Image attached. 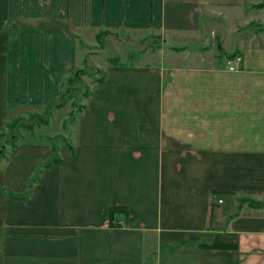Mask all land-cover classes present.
Returning <instances> with one entry per match:
<instances>
[{"label": "crops", "instance_id": "1", "mask_svg": "<svg viewBox=\"0 0 264 264\" xmlns=\"http://www.w3.org/2000/svg\"><path fill=\"white\" fill-rule=\"evenodd\" d=\"M255 3L0 0V131L20 109L58 97L82 67L77 39L159 42L150 70H105L71 144L34 180L15 154L28 163L49 149L10 152L0 188L22 196L0 194V264H264V27L254 29L264 7ZM112 208L126 213L116 226Z\"/></svg>", "mask_w": 264, "mask_h": 264}, {"label": "rangeland", "instance_id": "2", "mask_svg": "<svg viewBox=\"0 0 264 264\" xmlns=\"http://www.w3.org/2000/svg\"><path fill=\"white\" fill-rule=\"evenodd\" d=\"M264 7V0H257L254 4L256 10H260ZM248 17V16H246ZM255 22L254 29L260 31V28L264 27ZM259 28V29H258ZM251 32V31H250ZM249 32V34H250ZM111 35H100L99 41L94 42L91 45H85L84 47L77 48L76 56L78 58L77 66H82L80 70L83 71L81 76L82 86L73 93V102L83 107L74 114V121L69 124L67 114L70 111H74L78 108L70 106L69 102H66L60 109L54 110L51 108L50 114L46 115L43 113L41 108L36 107L33 109H20L17 113L7 119V125L15 124L14 133L20 137L21 142L17 143L16 146L11 150L5 144L3 155L0 158V172L4 169L6 164H9L11 154L17 147L25 149V147H46L49 152L46 156L40 155V152L33 155H29L28 163L26 162L27 154L25 152H18L15 154L18 161L19 171L22 177L26 176L29 171L32 170L29 177L25 179V182L34 180L38 172L34 174V171H40L42 168H46L48 165L54 164V160L60 158L63 155L62 149H65V145L61 138H65L68 144H71L73 140L72 134L75 133V126L79 115L86 109L84 97L85 92L84 86L87 88L89 96L91 88L95 85H101L105 82V70L107 68H121V69H146L150 70L153 66H157L154 55L158 52V40L156 38H150L149 36H142V34H131L125 36L120 32ZM120 34V35H119ZM78 40V39H77ZM76 40L77 47L79 46ZM205 49V45L201 46ZM199 48L194 46L192 43L186 45V49L190 52L194 49ZM152 57V58H151ZM152 59V60H151ZM139 67V68H138ZM141 72L135 73L139 75ZM102 78L100 82L94 81L95 79ZM165 84L166 80H162ZM149 87H151L149 85ZM150 95V94H148ZM152 96V95H151ZM55 101V102H54ZM52 102V101H51ZM55 105L58 103V98L53 100ZM54 104L51 105L53 107ZM36 115V116H35ZM32 116L34 118H32ZM47 120V124H37V121ZM5 124V125H6ZM19 125H24L25 130L20 129ZM5 127V126H4ZM2 131L8 137L6 128ZM20 135V136H19ZM7 139V138H6ZM43 166V167H42ZM7 175V174H6ZM8 185V179L6 180ZM10 189L4 190L0 188V194L5 197L19 198L21 195H12Z\"/></svg>", "mask_w": 264, "mask_h": 264}, {"label": "trees", "instance_id": "3", "mask_svg": "<svg viewBox=\"0 0 264 264\" xmlns=\"http://www.w3.org/2000/svg\"><path fill=\"white\" fill-rule=\"evenodd\" d=\"M104 33L103 32H99V34L95 37V41H99L98 38L100 37V35H103ZM79 47H84V45L82 43H78ZM81 68H77V69H74L71 74L69 75V77L67 78L66 80V83H65V87L63 89V91L58 95V103L55 105V101L53 102H49L48 104H46L45 106H43V113L46 114V115H49L50 114V109L51 108H54V110H57V109H60L62 107V105H64L66 102H69V105L71 106H76L78 108V110L76 109L75 112L74 111H70L68 114H67V118H68V121H69V124H72L73 121H74V114L79 111V109L81 108V105H77L73 102V93L76 92L77 90H79V88L82 86V81H81V76L83 75V71L80 70ZM102 80V78H99V79H95L94 81H98L100 82ZM86 86V85H85ZM84 86V90L85 92H82V94L85 93V97H84V100L86 98L89 97V94H88V91H87V88ZM53 105V107H51V105ZM36 116V115H35ZM32 118H34L32 116ZM37 124H43V125H46L48 122L47 120L45 121L44 119L41 120V121H37L36 122ZM20 129H23L25 130L24 132H26V127L24 125H19ZM6 128V131L9 132L7 135L8 137L5 135V132L4 131H0V158L2 157L3 155V150H4V147H5V144L8 146L9 149H13L17 143L21 142V139L20 137H18L13 131H14V128H15V124H9V125H5ZM20 136V135H19ZM7 138V139H6ZM61 140L63 141V143L65 142L64 139L61 138ZM68 143L65 142L64 145L66 147H69L67 145ZM59 160L56 159L54 160V164L57 163ZM243 202L246 206H248L249 208H255V209H258L260 207H262L263 204H260V203H254V202H251V201H248V200H240V203ZM116 216H121L122 219H124L126 217V213H125V209H117V208H112L109 210V220L111 221V223H113L115 226H116V219L117 218ZM118 219V218H117Z\"/></svg>", "mask_w": 264, "mask_h": 264}, {"label": "built area", "instance_id": "4", "mask_svg": "<svg viewBox=\"0 0 264 264\" xmlns=\"http://www.w3.org/2000/svg\"><path fill=\"white\" fill-rule=\"evenodd\" d=\"M227 64H229V63H227ZM228 70L232 71L233 68L232 67H228ZM218 203H220V201H218Z\"/></svg>", "mask_w": 264, "mask_h": 264}]
</instances>
